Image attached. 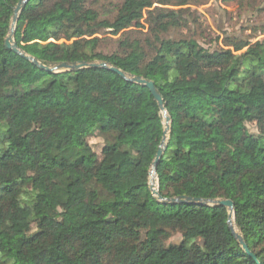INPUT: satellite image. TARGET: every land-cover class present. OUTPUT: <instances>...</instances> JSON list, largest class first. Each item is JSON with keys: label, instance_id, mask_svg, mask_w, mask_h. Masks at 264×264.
Returning <instances> with one entry per match:
<instances>
[{"label": "trees", "instance_id": "trees-1", "mask_svg": "<svg viewBox=\"0 0 264 264\" xmlns=\"http://www.w3.org/2000/svg\"><path fill=\"white\" fill-rule=\"evenodd\" d=\"M19 1L0 0V264H264V37L171 38L189 29V0H29L13 35L45 67L102 62L152 82L170 126L158 194L231 201L254 260L227 208L152 195L165 125L147 88L101 68L47 72L5 47ZM101 35L118 37L113 52Z\"/></svg>", "mask_w": 264, "mask_h": 264}, {"label": "rangeland", "instance_id": "rangeland-1", "mask_svg": "<svg viewBox=\"0 0 264 264\" xmlns=\"http://www.w3.org/2000/svg\"><path fill=\"white\" fill-rule=\"evenodd\" d=\"M174 1L172 0V3ZM120 2L121 0H106L103 4L106 5V9L111 10L114 5ZM189 4L186 7L191 11L192 15L189 18V29L174 31L170 34L171 38H193L201 46L203 45L209 48L217 45L222 47V41L227 36L246 38L251 35L253 36L252 43L264 37L260 35L262 32L261 29H264V0H208L206 2L205 0H189ZM165 8L176 11L180 9L171 6ZM253 28L260 30L255 34ZM99 37L103 39L101 51L105 54L113 52L115 48L113 41L118 37L113 38L109 35H101ZM217 37L219 38L218 43H213ZM247 127L250 132H256V128L253 125H247ZM89 143L93 151L99 155L102 140L94 136L89 139ZM151 184H154L157 188L155 179ZM27 215L28 211L24 210L12 216V221L16 229L22 226V221ZM180 239L181 237L179 235H175L171 241L177 242Z\"/></svg>", "mask_w": 264, "mask_h": 264}, {"label": "water", "instance_id": "water-1", "mask_svg": "<svg viewBox=\"0 0 264 264\" xmlns=\"http://www.w3.org/2000/svg\"><path fill=\"white\" fill-rule=\"evenodd\" d=\"M28 1L29 0H20L17 3L16 7L14 8L11 28L9 30V35L7 36V38L4 41V45L7 49H10L13 52L21 55L22 57H25L26 59L31 61L33 64L37 65L39 68H41L47 72H54V71L66 72V71H74V70H79V69H84V68H101V69L110 70V71L114 72L115 74L119 75L122 79H124L125 81H127L129 83L136 84L139 86H143L149 90V92L151 93L152 97L156 101V103H157V105H158V107L162 113V116L164 119V125H165L164 131H163V137H162L160 146L158 147V150L156 152L155 159L152 163V167H151V170L149 173V177L151 176V174H153L155 177V180H156L155 169H156V166H157L160 158L162 157V155L164 153V150L166 149V140L168 137L170 126H169V118H168L167 113L163 107L162 99H161L160 95L157 93V91L155 90L153 83L149 82L145 79H142L140 77L125 74V73L121 72L120 70H118L116 68L109 67L106 63H102V62H100V63L60 64V65H57L56 67L48 68V67H45V66L39 64L34 58L25 56L24 53H22L17 48V46L13 40V35H14V25L16 23L17 17ZM148 186H149V190L151 191L152 195H154L157 198L158 202H160L163 205L178 204V205H195V206H201V207L221 206V207L227 208V210L229 212L228 226H229V229H230L232 235L239 241L243 250L251 258L256 260L255 256L252 255L248 251L245 243L242 241V239L240 238V236L236 233V231L234 229L233 221H232L233 203L231 201H229V200H201V199H194V198L164 199L158 194L156 186L152 185L150 182H148Z\"/></svg>", "mask_w": 264, "mask_h": 264}, {"label": "bare ground", "instance_id": "bare-ground-1", "mask_svg": "<svg viewBox=\"0 0 264 264\" xmlns=\"http://www.w3.org/2000/svg\"><path fill=\"white\" fill-rule=\"evenodd\" d=\"M154 179H155L154 175L151 174V176L149 177V182L150 183H153L154 182ZM152 185H154V184H152Z\"/></svg>", "mask_w": 264, "mask_h": 264}]
</instances>
